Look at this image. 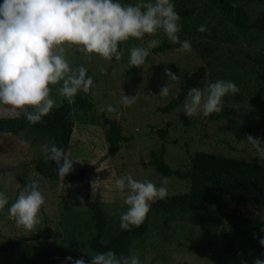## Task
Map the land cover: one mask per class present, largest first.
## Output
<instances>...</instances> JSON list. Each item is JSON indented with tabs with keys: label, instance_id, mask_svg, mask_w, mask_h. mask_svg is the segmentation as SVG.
I'll use <instances>...</instances> for the list:
<instances>
[{
	"label": "rangeland",
	"instance_id": "374dc122",
	"mask_svg": "<svg viewBox=\"0 0 264 264\" xmlns=\"http://www.w3.org/2000/svg\"><path fill=\"white\" fill-rule=\"evenodd\" d=\"M178 1L172 0L175 6ZM138 2L140 0H120L122 4L134 5ZM236 3L240 4L237 0ZM242 6L248 23L264 12V6L261 5ZM185 22L187 21L180 18V39L196 41L201 33L197 28L205 23V19L196 24L193 21L187 24ZM185 28L191 29V35L186 33ZM150 39L160 40L161 43L170 42L162 30L155 36L146 34L139 40L130 38L118 45L122 54L119 61L114 58L106 61L95 54L89 60L88 56L77 51L75 47L65 45V58L70 66L74 69L84 66L94 81L87 94L80 93L92 102V108L83 111L73 107L68 114L73 128L65 155L74 160L73 167L86 169L90 199L97 200L108 214V223L102 234L103 241L120 230L119 217L127 210L126 205L120 206L124 195L115 187L118 177L131 175L139 181L150 180L158 187L161 180L167 178L168 194L185 192L188 189L186 180L172 176L163 177L141 163L149 159L151 151L158 149L160 141L156 130L166 121L170 122V126L166 135L164 160L171 168L186 169L190 154L198 150L239 158H257L255 149L245 141V134L259 136L264 140V84L256 86L254 82H250L245 89L241 84L237 85V94L229 93L223 98V109H233L234 117L220 115L215 118L213 115L204 117L201 114L188 118L183 113V102L186 98L167 113H161L157 109L177 94L180 77L200 64V52L197 48L191 47L190 52H184L177 51L178 47L150 54L148 63L141 66L131 82L132 85L126 88L125 82L129 81L131 66L128 62L130 49L144 46ZM252 39L250 29L244 30L238 38L246 48H254ZM241 57L239 52L237 58ZM165 69L176 74L179 79L172 80L167 77ZM247 69V65H243V71L247 72ZM213 72L219 71L206 69L201 85L197 88H206L216 80H229L225 76L222 79L219 76L216 78ZM242 81L246 82L245 78ZM166 84L169 95L165 97L159 95V91ZM136 94L138 99L132 106L125 107L121 104L124 95ZM50 95L58 104L67 102L55 91ZM108 105L117 108V111L108 112ZM3 116H13V113L6 106L0 105V117ZM110 121L117 124L119 135L126 138L118 142V150L112 156L106 154L105 140ZM45 140L32 132H19L15 135L0 133V193L8 199V204L0 210V264H74V260L81 256L85 261H90L91 256L97 254L88 245L79 243L74 238L82 237L91 230L89 211L82 201L81 186L67 182L64 178L51 180L43 178L34 170L27 171L26 180L37 182L45 197L39 213L41 223L32 232H28L17 227L14 220L9 218L8 208L25 188L20 187L17 181V171L22 164H30L33 158L43 153L42 145L47 144ZM22 141L30 143L25 145ZM50 144L48 143L49 146ZM222 205L225 211L234 207L230 200L224 201ZM240 208H245V213L250 216L258 213L264 215V211L251 205ZM149 218L146 234L130 244L129 255L138 252L141 264H241L242 260L252 264L256 258L240 240L233 243L231 252H222L221 235L227 225L221 214L212 208L203 213L176 216L174 219L164 220L153 215ZM44 226L53 229L52 238H34V232ZM22 236V243L6 247V250L3 248Z\"/></svg>",
	"mask_w": 264,
	"mask_h": 264
},
{
	"label": "clouds",
	"instance_id": "9594fccd",
	"mask_svg": "<svg viewBox=\"0 0 264 264\" xmlns=\"http://www.w3.org/2000/svg\"><path fill=\"white\" fill-rule=\"evenodd\" d=\"M180 16L172 0H140L136 4H122L120 0H2L0 3V105L6 106L15 119L22 117L30 124L42 122L54 108L61 105L51 98L53 91L69 104L75 102L78 92L87 94L94 85L93 77L84 66L72 68L65 58V45L75 49L89 60L93 54L111 61L121 59L118 45L130 38L142 39L146 34L163 35L173 44H179L177 51L190 52L189 40H181ZM198 32L208 31L200 25ZM161 41L150 39L144 46L130 49L129 64L140 68L146 62L151 49ZM167 77H179L165 69ZM58 87H51L57 86ZM239 92L238 86L230 80H216L206 88L193 87L188 90L183 102V113L188 118L203 115L207 117L223 110V98L229 93ZM159 95L168 96L169 87L160 88ZM138 95H124L121 104L132 106ZM108 112L117 108L107 106ZM245 141L255 149L258 161H264V140L259 136L245 134ZM28 145L29 141H22ZM45 162L54 161L56 174L63 178L73 170V162L64 149L55 144L42 145ZM167 178L158 187L150 180L139 181L131 175H122L115 180V187L124 195L119 228L130 231L140 227L151 205L164 200L168 195ZM45 197L37 182H29L17 199L8 208L9 218L19 228L32 232L41 223L39 216ZM8 204L7 197L0 193V210ZM264 232V228H261ZM255 238V237H254ZM264 246V237L259 239ZM264 256V253H261ZM68 259H72L68 257ZM74 264H141L139 253L125 256L113 250L99 252L85 261L81 256ZM247 264V261H241ZM252 264H264L256 257Z\"/></svg>",
	"mask_w": 264,
	"mask_h": 264
},
{
	"label": "trees",
	"instance_id": "16d2710c",
	"mask_svg": "<svg viewBox=\"0 0 264 264\" xmlns=\"http://www.w3.org/2000/svg\"><path fill=\"white\" fill-rule=\"evenodd\" d=\"M237 1L240 4H237L236 0H179L176 3L175 10L181 19L187 21L186 24L189 21L196 24L205 19L203 25H206L208 31L200 33L196 41H190L191 47L197 48L200 52L198 57L200 64L180 77L177 94L157 108L161 113L173 110L186 98L189 89L199 87L205 76V70L208 68L209 71L220 72H213L216 78L219 76L222 79V76H225L236 85L241 84L244 89L250 82H254L256 86L264 84V12L248 23L242 6V4L264 6V0ZM247 29H250L253 36L254 48H246L238 40L240 34ZM185 31L191 35V29L185 28ZM181 40L187 39L181 38ZM178 47H180L179 44L171 42L160 43L158 47L151 49L150 54ZM239 52L242 54L241 59L237 58ZM149 56L145 64L148 63ZM217 64L219 67H216ZM245 64L248 68L247 72L243 71ZM140 69L141 67H129V81L125 82L126 88L132 85L131 82ZM244 78L246 82L242 81ZM247 82L248 84H245ZM80 93L76 95L73 104L61 103L59 108H54L49 115L43 117L40 123L30 124L23 117L21 119H15L14 116L0 117V133L15 135L19 132H32L35 136L46 139L47 144L51 143L50 146L55 144L63 148L66 153L73 128L69 112L73 107L89 111L93 105ZM211 115L215 118L220 115L234 117L235 112L233 109H223L220 113ZM169 126L170 122L166 121L162 127L157 128L159 147L156 151L149 153V159L146 162L141 161V163L163 177L172 176L186 180L188 189L185 192L170 193L164 200H157L153 203L147 218L140 227H132L130 231L120 229L103 241L102 234L108 223V214L97 200L90 199L89 177L86 169L73 167V170L63 178L67 182L81 186L82 201L89 211L91 228L82 237L74 236V238L79 243H85L97 253L113 250L117 255L128 256L131 242L138 241L146 234L150 216L167 220L185 214L203 213L212 208L221 214L227 225V229L221 235L222 252H231L233 243L240 240L256 257L264 259L261 255L264 253V246L259 244V239L264 237V232L260 231L264 228V215L258 213L250 216L245 213V208H240V206L251 205L264 211V161H258L257 158H239L226 156L219 152L198 150L190 154L186 169L171 168L164 160ZM124 139L126 138L119 135L117 124L110 121L105 134L106 154L112 156L118 150V142ZM21 167L16 174L20 187L29 183L26 180L27 171L34 170L43 178L51 180H57L59 177L55 172L57 167L55 162H45L44 152L33 158L30 164H24V166L22 164ZM226 200L234 204L229 211L223 209L222 203ZM52 236L53 229L49 226L37 229L33 234L34 238L43 240L50 239ZM22 241H24V236L9 242L3 248L6 250Z\"/></svg>",
	"mask_w": 264,
	"mask_h": 264
}]
</instances>
